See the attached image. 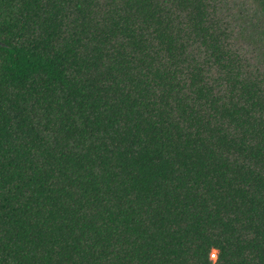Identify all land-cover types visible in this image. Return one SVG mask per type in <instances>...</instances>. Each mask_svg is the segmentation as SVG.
Returning <instances> with one entry per match:
<instances>
[{"label":"trees","instance_id":"trees-1","mask_svg":"<svg viewBox=\"0 0 264 264\" xmlns=\"http://www.w3.org/2000/svg\"><path fill=\"white\" fill-rule=\"evenodd\" d=\"M262 57L264 0H0V264H264Z\"/></svg>","mask_w":264,"mask_h":264},{"label":"rangeland","instance_id":"rangeland-1","mask_svg":"<svg viewBox=\"0 0 264 264\" xmlns=\"http://www.w3.org/2000/svg\"><path fill=\"white\" fill-rule=\"evenodd\" d=\"M233 6V5H231ZM231 22H232V25L234 26V28L237 30V31H240V30H243V29H246V31L248 30V26H249V23H246V22H243L242 20L241 21H236L235 19H231ZM254 22V21H253ZM251 31V29H249V32ZM254 32V31H253ZM250 33H246V35H243L242 38L239 40V44L244 47L245 49H249V51L251 53H253V50L251 51V49H254L255 50V53H257L258 51H256V46L254 44V42L251 43V40L249 39V36ZM254 45V47L251 48V45ZM249 45V46H248ZM259 47V46H258ZM256 54H254L255 56ZM261 60H263L264 58H260Z\"/></svg>","mask_w":264,"mask_h":264}]
</instances>
